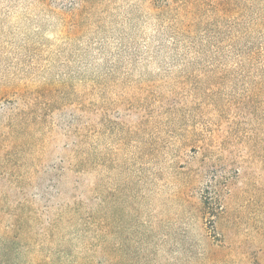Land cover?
<instances>
[{"label": "rangeland", "instance_id": "obj_1", "mask_svg": "<svg viewBox=\"0 0 264 264\" xmlns=\"http://www.w3.org/2000/svg\"><path fill=\"white\" fill-rule=\"evenodd\" d=\"M0 264H264V0H0Z\"/></svg>", "mask_w": 264, "mask_h": 264}]
</instances>
